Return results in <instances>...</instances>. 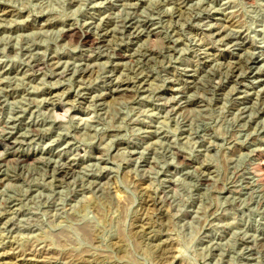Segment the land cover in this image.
I'll use <instances>...</instances> for the list:
<instances>
[{"label":"rangeland","instance_id":"1","mask_svg":"<svg viewBox=\"0 0 264 264\" xmlns=\"http://www.w3.org/2000/svg\"><path fill=\"white\" fill-rule=\"evenodd\" d=\"M0 123V264H264V0H0Z\"/></svg>","mask_w":264,"mask_h":264},{"label":"bare ground","instance_id":"2","mask_svg":"<svg viewBox=\"0 0 264 264\" xmlns=\"http://www.w3.org/2000/svg\"><path fill=\"white\" fill-rule=\"evenodd\" d=\"M2 15V14H1ZM3 18V17H2ZM95 21V20H94ZM145 21V20H144ZM97 24H99V23H97ZM96 24V25H97ZM134 25V24H133ZM92 27V26H91ZM111 28V27H110ZM136 29V28H135ZM87 30V29H86ZM79 31V30H78ZM78 31H76L75 29H71V30H69L68 31V33H67V35L68 36H74V35H77V34H80V42H83V44H85V45H93V44H95V43H98V40H96L95 38H92L89 34H86V32L85 33H78ZM106 31V30H105ZM104 31V32H105ZM134 31V30H133ZM210 31V30H209ZM113 32V31H112ZM92 33V32H91ZM147 33V32H146ZM144 34V33H143ZM132 35V34H131ZM131 37V36H130ZM111 38V37H110ZM241 38V37H240ZM98 39V38H97ZM69 40V39H68ZM100 43V42H99ZM228 43V42H227ZM234 43V42H233ZM102 44V43H101ZM106 44V43H105ZM235 44V43H234ZM226 46V45H225ZM96 47V46H95ZM84 48V47H83ZM86 48V47H85ZM96 49V48H95ZM115 51V50H114ZM107 52V51H106ZM101 53V52H100ZM102 54V53H101ZM143 54V53H142ZM204 54V53H203ZM92 55V54H91ZM147 55V54H146ZM81 57V56H80ZM134 57V56H133ZM247 57V56H246ZM125 58V57H124ZM147 58V57H146ZM52 59V58H51ZM250 60V59H249ZM248 60V61H249ZM39 61H41V60H39ZM144 61V60H143ZM234 61V60H233ZM246 61V60H245ZM244 62V61H243ZM238 63V62H237ZM231 64V63H230ZM231 66V65H230ZM71 67V66H70ZM234 67H235V65H234ZM238 67V66H237ZM230 68V67H229ZM244 69V68H243ZM81 70V69H80ZM197 70V69H196ZM90 73V72H89ZM81 76V75H80ZM83 76V75H82ZM57 77V76H56ZM235 77V76H234ZM3 78V77H2ZM79 78V77H78ZM86 78V77H85ZM198 78V77H197ZM121 80V79H120ZM119 80V81H120ZM123 80V79H122ZM143 80V79H142ZM189 80V79H188ZM118 81V82H119ZM125 81H127V80H125ZM146 81V80H145ZM186 81V80H185ZM82 82V81H81ZM122 82V81H121ZM131 82V81H130ZM144 82V81H143ZM118 84V83H117ZM140 84V83H139ZM58 86V85H57ZM193 86V85H192ZM191 86V87H192ZM127 87V86H126ZM118 88V87H117ZM105 91V90H104ZM110 94V93H109ZM184 94V93H183ZM53 95H56V94H53ZM76 96V95H75ZM51 98V97H50ZM55 98V97H54ZM58 99V98H57ZM181 100V99H180ZM82 101V100H81ZM62 102H63V100H62ZM68 104V103H67ZM65 107V106H64ZM66 113V112H65ZM60 115V114H59ZM62 115V114H61ZM242 115V114H241ZM68 116V115H67ZM66 117V116H65ZM1 124V123H0ZM26 124V123H25ZM1 127H3V126H1ZM35 127V126H34ZM145 127V126H144ZM32 128V127H31ZM148 130V129H147ZM33 132V131H32ZM1 133V132H0ZM23 135V134H22ZM7 137H8V135H7ZM41 138V137H40ZM7 143V142H6ZM68 143V142H67ZM26 144V143H25ZM259 150V149H258ZM8 151V150H7ZM21 155V154H20ZM13 157V156H12ZM17 158V157H16ZM22 158V157H21ZM102 160H103V158H102ZM16 161V160H15ZM18 161V160H17ZM75 162V161H74ZM183 162V161H182ZM54 167V166H53ZM63 169V168H62ZM256 169H257V167H256ZM257 171V170H256ZM69 173V172H68ZM260 173H261V171H260ZM259 175V174H258ZM1 176V175H0ZM5 176V175H4ZM257 176V175H256ZM262 177V176H261ZM60 178V177H59ZM255 179V178H254ZM244 180V179H243ZM258 181H260V180H258ZM116 193V192H115ZM118 193V192H117ZM119 194V193H118ZM118 196H120V194L118 195ZM115 197H116V195H115ZM122 199V198H121ZM120 200V199H119ZM123 201H124V199H123ZM152 206H153V204H152ZM156 209V208H155ZM141 211V210H140ZM144 214V213H143ZM147 214V213H146ZM142 216V215H141ZM147 216V215H146ZM140 217V216H139ZM5 218V217H4ZM147 218V217H146ZM159 219H161V218H159ZM153 220V219H152ZM147 222V221H146ZM149 222V221H148ZM153 222H154V220H153ZM139 224V223H138ZM155 224V223H154ZM142 227V226H141ZM152 228V227H151ZM155 229V228H154ZM150 230V229H149ZM159 230V229H158ZM151 231V230H150ZM157 231V230H156ZM136 232V231H135ZM143 233V232H142ZM90 234V233H89ZM146 235V234H145ZM148 236V235H147ZM142 237V236H141ZM144 237V236H143ZM142 237V238H143ZM145 238V237H144ZM165 238V237H164ZM148 241V240H147ZM158 241V240H157ZM164 241V240H163ZM161 242V241H160ZM160 242H158V243H160ZM166 242H167V240H166ZM157 243V244H158ZM150 245V244H149ZM152 245V244H151ZM159 245V244H158ZM162 245V244H161ZM154 246H156V245H154ZM160 248V247H159ZM162 252V251H161ZM164 254V253H163ZM1 259V258H0ZM28 262V261H27Z\"/></svg>","mask_w":264,"mask_h":264}]
</instances>
